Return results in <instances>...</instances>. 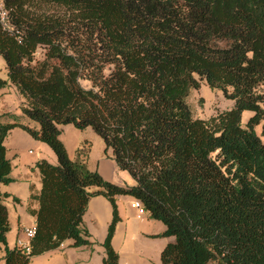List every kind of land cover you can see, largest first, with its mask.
<instances>
[{
	"label": "trees",
	"instance_id": "trees-1",
	"mask_svg": "<svg viewBox=\"0 0 264 264\" xmlns=\"http://www.w3.org/2000/svg\"><path fill=\"white\" fill-rule=\"evenodd\" d=\"M2 1L17 34L0 26V56L24 104L22 118L0 122V186L13 181L10 130L56 156V164L36 163L41 190L28 255L6 246L0 192L4 264H30L68 240L89 246L82 217L96 195L112 207L103 264H118L116 196L138 200L166 227L161 236L174 237L161 264H264V0ZM199 80L230 88L233 107L194 119L186 98ZM6 85L0 78V90ZM243 112L252 113L245 127ZM66 125L90 128L135 185L118 187L70 160L59 138Z\"/></svg>",
	"mask_w": 264,
	"mask_h": 264
},
{
	"label": "crops",
	"instance_id": "crops-1",
	"mask_svg": "<svg viewBox=\"0 0 264 264\" xmlns=\"http://www.w3.org/2000/svg\"><path fill=\"white\" fill-rule=\"evenodd\" d=\"M4 71L5 78H0L7 81V85L0 90V122L11 123L10 119L2 116L11 114L22 118L21 107L24 99L16 87L8 82L5 63ZM20 121L27 124L26 120ZM59 129V138L70 160L83 161L89 171L97 172L102 179L118 187L135 185L127 172L118 169L111 150L106 149L103 141L90 128L81 131L72 125H66ZM4 147L6 158L12 166L10 177L13 181L0 186V192L4 195L1 203L5 206L8 217L6 246L14 249L17 240L24 238L23 230L35 224V213L38 209L36 198L41 190V178L36 163L44 159L53 164L56 156L46 144L34 140L19 128L9 131ZM92 190L94 189L91 188L90 191ZM133 200L130 196L115 197L119 221L114 230L111 247L118 255V264H161V252L167 244L174 242V237L161 236L166 230L164 224L151 219L146 212L139 215L131 206ZM111 220L112 207L109 200L102 195L89 198L82 217V226L88 233L90 245L75 248L68 240L62 247L32 257L30 264H103V242ZM4 255L2 247L0 264H4Z\"/></svg>",
	"mask_w": 264,
	"mask_h": 264
},
{
	"label": "rangeland",
	"instance_id": "rangeland-1",
	"mask_svg": "<svg viewBox=\"0 0 264 264\" xmlns=\"http://www.w3.org/2000/svg\"><path fill=\"white\" fill-rule=\"evenodd\" d=\"M43 55L44 49L38 48L34 55L35 61H41L43 59ZM0 77L5 78L4 60L1 56ZM80 84L84 88L90 87V83L86 80L80 81ZM230 93V88L226 90V93L219 90H212L206 85L204 80H199V88L190 91L188 97L186 98V103L194 119L207 121L233 107L234 101L227 97ZM250 116H252V113L243 112L241 120L242 127H245V124ZM255 132L259 136L261 133V126L256 127ZM36 153L37 151H35V155ZM26 156L29 155L26 153ZM54 163H56V161L53 162V164Z\"/></svg>",
	"mask_w": 264,
	"mask_h": 264
},
{
	"label": "built area",
	"instance_id": "built-area-1",
	"mask_svg": "<svg viewBox=\"0 0 264 264\" xmlns=\"http://www.w3.org/2000/svg\"><path fill=\"white\" fill-rule=\"evenodd\" d=\"M0 26L2 30L5 32L16 35L17 32L15 31L14 26L12 25L10 21V16L6 8L4 7L3 1L0 0ZM131 206L137 210L139 215H142L145 213L141 203L138 200H133ZM36 231L35 224L30 225L28 228H25L23 230L24 238H19L16 242V248L20 250L23 254L28 255L30 253V243L33 239ZM64 243L60 244L59 247H62Z\"/></svg>",
	"mask_w": 264,
	"mask_h": 264
}]
</instances>
